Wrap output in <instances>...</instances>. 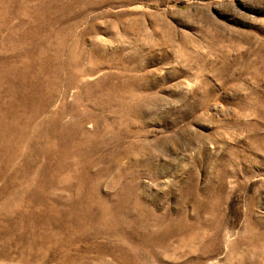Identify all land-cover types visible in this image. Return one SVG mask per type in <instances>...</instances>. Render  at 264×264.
<instances>
[{
    "label": "rangeland",
    "instance_id": "rangeland-1",
    "mask_svg": "<svg viewBox=\"0 0 264 264\" xmlns=\"http://www.w3.org/2000/svg\"><path fill=\"white\" fill-rule=\"evenodd\" d=\"M0 264H264V0H0Z\"/></svg>",
    "mask_w": 264,
    "mask_h": 264
},
{
    "label": "bare ground",
    "instance_id": "bare-ground-1",
    "mask_svg": "<svg viewBox=\"0 0 264 264\" xmlns=\"http://www.w3.org/2000/svg\"><path fill=\"white\" fill-rule=\"evenodd\" d=\"M30 118V117H29ZM42 125V124H41ZM36 131V130H35ZM38 134V133H37ZM25 139V138H24ZM41 140V139H40ZM31 223V222H30ZM46 255V254H45Z\"/></svg>",
    "mask_w": 264,
    "mask_h": 264
}]
</instances>
